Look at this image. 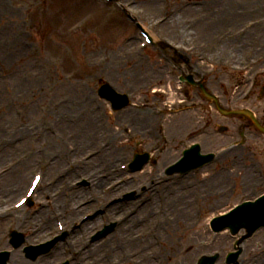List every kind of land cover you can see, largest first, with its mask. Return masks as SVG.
Masks as SVG:
<instances>
[{"label": "rangeland", "instance_id": "obj_1", "mask_svg": "<svg viewBox=\"0 0 264 264\" xmlns=\"http://www.w3.org/2000/svg\"><path fill=\"white\" fill-rule=\"evenodd\" d=\"M31 1L0 0V169L5 168L8 162L16 161L14 175L26 173L22 186L16 188L10 201L14 202L24 192L34 170L42 171L43 179L44 174L50 177L60 171L59 178L66 183L68 180V183L75 182L78 177L100 179L103 167L108 168L106 172L115 166L118 168L132 158L135 148L153 151L157 162L136 173L128 174L125 170L100 179L104 190L112 180L126 178L118 187L106 192L105 198L96 196V209H91L96 218L90 222L88 231L92 232L104 223L118 222L117 228L108 236L91 242L86 239L91 232L81 233L74 229L72 219L70 230H73L68 240L60 243L51 254L30 263L23 260L19 251H12L10 262L58 264L57 261L62 260L67 252L72 264H131L137 260L135 264H192L196 254L212 249L199 243L200 238L207 239L203 229L209 214L236 202L234 198L224 197L225 206H221V203L215 204V196L204 199L203 194H216L235 176L245 175L250 179L253 171L249 167L220 168L240 150L226 161L218 158L215 165L190 177L171 176L168 179L163 168L192 140L202 142L205 150H214L232 140L243 120L220 115L214 104L203 99L195 87L191 88L192 104L179 103L184 98L175 94L178 88L174 78L168 79L165 69L159 70L156 52L137 49V28L119 8L101 6L98 0H35L38 4L31 8L27 6ZM179 1L176 0L177 3ZM185 1L201 4L189 5L190 12L183 15L187 18H182L180 25L171 32L168 26L174 15L163 24L155 25L157 18L164 16L158 14L156 0H123L122 4L135 18L137 13L140 14L137 15L139 24L151 31L156 39H166L181 52H185L184 46L193 47L189 59L194 70L192 73L204 77L206 86L220 96L225 108L249 106L261 116L264 95L240 102V92L233 96L231 92L236 90V81L243 75L219 68L226 64H254L255 59H260L258 63L264 60L259 56L264 54V50L257 48L259 43H264V36L254 39L248 48L235 52L227 47L234 44L232 40H235L241 24L264 16V0H219L221 5H212V0ZM241 2L243 4L239 5ZM208 5L211 11L191 10L193 7L208 8ZM26 7L31 9L32 17L28 19L24 16ZM217 7L221 9L218 11ZM234 9H238L237 13ZM141 10L145 13L142 14ZM169 14L168 10L167 17ZM26 20L32 22L30 31L35 41H31V37L25 40L27 33L24 34L22 28L27 25ZM263 26L264 20L261 30ZM261 30L256 27L254 34L248 37L251 39ZM37 42L40 48H36ZM135 53L140 54L137 56ZM33 57L41 60L35 62ZM98 77L107 80L117 91L127 93L132 100L131 105L112 112L106 102L97 98ZM228 95L231 98L229 102L223 98ZM91 122L97 128L87 129ZM136 122L137 132L134 130ZM219 126L228 128L225 135L216 132ZM246 132L250 133L247 147H251L252 140L257 139L253 137L252 129ZM83 134L86 138L77 142V137ZM104 142L108 147H104ZM91 147L106 149L102 153L93 149L92 159H84ZM70 157L75 162L73 167L66 162ZM92 162L96 164L89 167ZM12 174L3 178L8 179ZM212 176L216 178L214 183L210 182ZM141 185L146 186L145 191L139 190ZM6 186L10 187L9 184ZM132 189L138 190V195L123 200L121 194ZM195 191L202 198L195 199ZM39 195L36 200L41 205L45 203L44 195ZM86 195L80 196L79 201ZM62 198L63 192L59 196L60 203ZM205 201L210 206L206 203L207 210L199 213L197 209ZM56 218L64 225L67 223L60 216ZM129 218H136L139 223H129ZM53 225L55 232L57 224ZM125 225L131 228L128 233L133 236V242H141L148 237L152 244L146 246L142 243L138 247L135 243L124 242L108 247V240ZM186 230L191 231L192 237ZM51 234L30 232L27 241L37 243ZM246 243L256 247V264H264V230L256 231ZM178 244L181 246L180 258V253L176 252ZM2 247L8 248L6 243ZM151 250L156 254L144 260V253L149 257ZM241 262L246 264L242 259Z\"/></svg>", "mask_w": 264, "mask_h": 264}, {"label": "bare ground", "instance_id": "obj_2", "mask_svg": "<svg viewBox=\"0 0 264 264\" xmlns=\"http://www.w3.org/2000/svg\"><path fill=\"white\" fill-rule=\"evenodd\" d=\"M212 5H215V4H218V3H220L219 2V0H212ZM243 4V2H241V4L239 3V5H242ZM220 5H221V3H220ZM205 7H207V6H205ZM223 7V6H222ZM193 9H196V10H205V9H208V11H211L210 9L211 8H209V5H208V8H191V10H193ZM218 11H219V9H221L220 7H217L216 8ZM188 11L190 12V10L188 9ZM195 11V10H194ZM234 11V13H235V11H236V13H237V11H238V9L236 10V9H234L233 10ZM183 12V11H182ZM223 14V13H222ZM214 22H215V20L213 19V18H211ZM181 20H182V18H181V15L180 14H176L172 19H171V22H170V25L168 26V31H172V30H174L176 27L175 26H178V25H180V23H181ZM233 20L235 21L236 20V16H234L233 17ZM177 24V25H176ZM211 26H213V24H211ZM201 29H202V27H201ZM191 30V29H190ZM194 29H192V31H193ZM248 41H250V43H252V41H253V39H248ZM248 41H246V37H242V38H236L235 40H232V42L235 44H228V46L227 47H229L230 48V50H231V52H235V51H238V50H241V48H243V47H247V46H249V42ZM223 43V42H222ZM192 71V70H191ZM140 116H143L142 114H139ZM73 118H77L75 115H73ZM143 118V117H142ZM139 121H140V119H139ZM113 125H115V124H113ZM91 127H93L94 129L95 128H97L94 124H93V122H91V123H89L88 125H87V129H89V128H91ZM137 129H138V127H137V122H136V124L134 125V130L137 132ZM82 138H86V136H85V134H83V135H81V136H78L77 137V139H76V141L77 142H82L83 140H82ZM170 151V148H167V151ZM111 158V157H110ZM96 164V162H92V164L91 165H89V167H93L94 165ZM87 169H89V168H87ZM13 172L15 171V170H12ZM114 171V170H113ZM25 178H26V173H20V174H17V173H15V175H12L10 178H9V180H8V182L7 181H4L3 182V185L1 186V193H2V195H13V194H15V192H16V188H18V187H20V186H22V183H23V181L25 180ZM215 179L216 178H214V176H212V177H210V182L212 183V182H214L215 181ZM242 181H243V179H242ZM7 183H9V185H10V187H8V186H6V184ZM102 183V181L100 180V179H96V178H94L93 179V183L91 184V185H93L94 186V192H96V193H98V191H99V189H100V184ZM117 204H119V203H117ZM45 213H47V212H45ZM48 214V213H47ZM50 217H51V215L50 214H48ZM141 220V218L139 217V221ZM133 222H135L136 224H138L139 222H138V219H136V218H129V223H133ZM131 228L130 227H127L126 225L124 226V227H122L118 232H116L115 234H114V236L110 239V240H108V244H107V246L109 247V246H111V247H113V246H115V245H118V244H120V243H124V242H128V243H135L136 244V246H138V247H141L140 245L143 243L144 245H146V246H150L151 244H152V241H151V239L150 238H146L145 240H143V241H141V242H137V241H135V242H133V240H134V238H133V236H131L130 235V233H128V230H130ZM128 243H126V244H128ZM144 252H146V250L144 251ZM176 252L177 253H180L181 252V246L178 244L177 245V247H176ZM247 253H250L249 251H247ZM153 255V253L152 252H149V257H148V254H146V253H144V260H148V259H150V257ZM180 255H181V253L178 255L179 256V258H180ZM13 257V256H12ZM140 259V258H139ZM140 260H142V259H140ZM138 261V260H137ZM137 261H132L131 262V264H135ZM21 264H25L24 262H21Z\"/></svg>", "mask_w": 264, "mask_h": 264}]
</instances>
